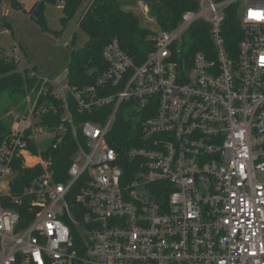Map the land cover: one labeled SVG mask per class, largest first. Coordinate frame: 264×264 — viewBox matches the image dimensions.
<instances>
[{
    "label": "built area",
    "instance_id": "built-area-1",
    "mask_svg": "<svg viewBox=\"0 0 264 264\" xmlns=\"http://www.w3.org/2000/svg\"><path fill=\"white\" fill-rule=\"evenodd\" d=\"M192 1L196 8L170 30L139 2L154 42L142 63L112 39L92 85L49 82L60 125L25 139L27 120L14 122L0 142V176L13 158L42 172L22 194L0 187V264H264V0ZM229 11L242 30L237 47L223 34ZM204 25L210 44L192 54L186 37ZM122 104L136 125L129 174L109 144ZM57 105L43 104L36 117ZM104 106L103 121L75 125L71 110ZM67 131L82 140L57 182L28 140L55 149ZM25 199L22 224L8 206Z\"/></svg>",
    "mask_w": 264,
    "mask_h": 264
},
{
    "label": "trees",
    "instance_id": "trees-1",
    "mask_svg": "<svg viewBox=\"0 0 264 264\" xmlns=\"http://www.w3.org/2000/svg\"><path fill=\"white\" fill-rule=\"evenodd\" d=\"M138 1L146 3L149 7V14L155 19L157 25L162 30L175 28L182 17V14L190 9H195L196 4L192 0H88L82 12L77 15L79 9L84 4V0H41L29 11L31 18L39 27L45 29L44 6L45 4H62V21L67 22L76 19L79 28L88 36V42L77 51H71L70 62L67 67V83L74 90H80L92 85L99 74L105 69L106 63L102 57V50L112 39H118L122 49L128 53L134 61L142 63L147 55L154 48L151 40L153 32L140 25L138 15L132 11H127L123 7L134 5ZM5 3L15 10H22L19 0H0V5ZM77 16V17H76ZM4 29L10 30L11 25L4 17L0 18V32ZM223 34L227 46L237 47V43L242 38V30L239 21L229 11L223 24ZM190 52L196 53L204 51L206 45L210 44L207 35V26L200 30L193 28L189 30L186 37ZM0 49V142L10 137L13 118L10 112L21 107L20 99L29 98L30 108L33 117L43 104L52 102L51 89L48 81L41 80L35 74L34 68L25 69L23 72L17 70V63L10 61ZM48 90L46 96L43 95ZM10 99L8 102L6 100ZM24 109V108H22ZM74 123L79 126L85 121H103L111 112V107L104 106L91 112H78L71 110ZM63 111L57 105V112L50 109L47 113L40 115L39 125L51 130L62 122ZM128 109L121 105L116 116V121L111 129V140L109 144L119 154V166L125 174L131 173L133 162L127 157L126 150L132 146L130 137L136 131L134 125L128 117ZM28 115L23 119L27 120ZM33 128L29 125L24 130L25 139L32 134ZM82 140L81 132L78 131L74 137L70 131L63 136L62 141L54 149L53 141L48 146L43 144L47 141L28 140L29 148L33 155L41 153L43 159L50 160V170L53 171L57 182H64L67 170L71 164L72 156L76 152L77 144ZM42 151L39 152V150ZM9 167L14 174L9 182V189L12 194H22L25 188L29 187L36 177L42 172L40 166L24 167L21 160L13 158ZM9 208L18 212L21 223L29 222L27 218L28 200L20 206L9 204Z\"/></svg>",
    "mask_w": 264,
    "mask_h": 264
},
{
    "label": "rangeland",
    "instance_id": "rangeland-1",
    "mask_svg": "<svg viewBox=\"0 0 264 264\" xmlns=\"http://www.w3.org/2000/svg\"><path fill=\"white\" fill-rule=\"evenodd\" d=\"M41 0H19L22 10L12 9L10 6L3 3L0 5V18L11 25V31L5 33V30L0 32V46L7 50L9 60L17 63V70L23 72L25 69H35V74L41 80L48 81L52 84H66L67 67L70 62L71 51L80 50L87 42L88 36L77 25L76 19L67 22L62 21L63 9L62 4H45L44 20L45 29H42L31 18L29 11L32 7ZM88 0H84V4L79 9V15L84 9V5ZM138 1L134 5H126L123 8L127 11H132L138 15L140 25L143 28L152 29V24L145 21L138 11ZM77 17V16H76ZM188 43L185 48L187 49ZM16 48L15 56L19 61H15L11 57L12 49ZM5 53V52H4ZM3 53V54H4ZM8 99V98H7ZM10 99L6 100L8 102ZM21 107L10 112L15 121L23 120L24 115H28L27 123L31 125L34 132L41 129L39 118L32 117L29 98L20 99ZM24 108V109H22ZM43 140L42 137L38 141ZM49 140L43 145L48 146ZM32 159L27 158L26 164ZM14 174L8 170L0 176V187L4 190L9 188V182L13 179Z\"/></svg>",
    "mask_w": 264,
    "mask_h": 264
},
{
    "label": "snow or ice",
    "instance_id": "snow-or-ice-1",
    "mask_svg": "<svg viewBox=\"0 0 264 264\" xmlns=\"http://www.w3.org/2000/svg\"><path fill=\"white\" fill-rule=\"evenodd\" d=\"M262 62H264V57L261 58ZM36 258L37 260L39 261L40 260V254L39 253H36Z\"/></svg>",
    "mask_w": 264,
    "mask_h": 264
},
{
    "label": "crops",
    "instance_id": "crops-1",
    "mask_svg": "<svg viewBox=\"0 0 264 264\" xmlns=\"http://www.w3.org/2000/svg\"><path fill=\"white\" fill-rule=\"evenodd\" d=\"M4 30H7V29H4ZM8 31H11V29H10V30H8ZM4 32H5V31H4ZM0 49H1V50H3V52H5V54L7 53V52H6L7 50H4V49H2V47H1V46H0ZM34 70H35V69H34Z\"/></svg>",
    "mask_w": 264,
    "mask_h": 264
},
{
    "label": "bare ground",
    "instance_id": "bare-ground-1",
    "mask_svg": "<svg viewBox=\"0 0 264 264\" xmlns=\"http://www.w3.org/2000/svg\"><path fill=\"white\" fill-rule=\"evenodd\" d=\"M32 159V161H34L35 159H33V158H31Z\"/></svg>",
    "mask_w": 264,
    "mask_h": 264
},
{
    "label": "clouds",
    "instance_id": "clouds-1",
    "mask_svg": "<svg viewBox=\"0 0 264 264\" xmlns=\"http://www.w3.org/2000/svg\"><path fill=\"white\" fill-rule=\"evenodd\" d=\"M61 239H64V237H61Z\"/></svg>",
    "mask_w": 264,
    "mask_h": 264
}]
</instances>
